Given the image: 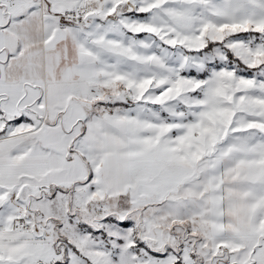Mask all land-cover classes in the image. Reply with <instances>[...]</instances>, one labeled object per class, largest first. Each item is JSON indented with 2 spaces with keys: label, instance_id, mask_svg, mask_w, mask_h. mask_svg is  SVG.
I'll list each match as a JSON object with an SVG mask.
<instances>
[{
  "label": "snow or ice",
  "instance_id": "6c2138e0",
  "mask_svg": "<svg viewBox=\"0 0 264 264\" xmlns=\"http://www.w3.org/2000/svg\"><path fill=\"white\" fill-rule=\"evenodd\" d=\"M0 264H264V0H0Z\"/></svg>",
  "mask_w": 264,
  "mask_h": 264
}]
</instances>
